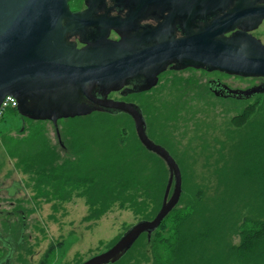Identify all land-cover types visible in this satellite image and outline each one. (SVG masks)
Returning a JSON list of instances; mask_svg holds the SVG:
<instances>
[{
	"label": "rangeland",
	"instance_id": "1",
	"mask_svg": "<svg viewBox=\"0 0 264 264\" xmlns=\"http://www.w3.org/2000/svg\"><path fill=\"white\" fill-rule=\"evenodd\" d=\"M194 75L199 78L195 72L168 74L162 87L150 94L154 105H146L148 114L145 116L149 136L170 148L176 159L182 172L183 191L201 186L208 190V196L213 197L218 194L214 189L217 187L215 174L221 173L219 170L226 162L232 166L236 164L233 158L238 148L231 144L240 143L241 139L237 137L249 128L245 124L236 126L234 119L258 101L260 104L256 109L264 111V97L241 104L217 100L205 93L202 84L197 87L191 83ZM212 75L207 76L208 79L217 76ZM223 79L227 84L243 89L256 80ZM192 88L205 94L198 97ZM162 92L165 94L161 102L159 99L155 102L153 98H160ZM105 120L104 114H92L83 120L59 122L58 129L64 144L61 147L52 123L28 120L23 125L17 109L6 111L0 120V184L3 183L5 188L14 182L20 184L14 199L6 198L5 193L0 194V233L5 237L12 234L13 240L14 252L9 264H40L51 248H54L52 253L57 258L52 260V264H82L108 251L129 227L154 217L149 215L152 205L142 214L115 205L103 217L88 221L91 212L86 199L77 195L79 190L67 201L38 195V175L35 170H26L23 156L34 159L44 154L48 161L53 157L56 166L78 160L79 150L83 147L88 148V152L91 150L87 155L99 160L113 138L122 144L125 155L129 154L130 141L137 138L132 120L125 115ZM137 146L142 149L140 157L147 168L146 173L167 174L168 180L166 165ZM10 202L14 203V208ZM17 209L23 211L25 219V231L19 244L15 241L20 238L21 221L20 217L12 216ZM235 242H239L238 238ZM8 252L6 244L0 243V261Z\"/></svg>",
	"mask_w": 264,
	"mask_h": 264
},
{
	"label": "water",
	"instance_id": "2",
	"mask_svg": "<svg viewBox=\"0 0 264 264\" xmlns=\"http://www.w3.org/2000/svg\"><path fill=\"white\" fill-rule=\"evenodd\" d=\"M230 1L194 0L193 5L206 17L216 9L224 10ZM149 3L168 6L172 16L179 15L185 6L181 0ZM82 16L70 12L68 0H0V109L11 97L21 117L52 122L56 129L60 120L91 116L98 107L120 111L133 119L141 145L166 162L171 174L156 217L131 226L111 249L82 263L114 264L143 235L150 240L178 206L183 193L182 174L171 155L149 139L146 122L133 105L96 99L92 90L99 87L106 96L125 85L133 69L150 61L161 66L189 61L208 71L264 78V45L248 34L264 20V7L254 0H238L233 11L197 33H185L183 40H176L170 32L154 38L156 45L145 53H135L127 40L109 41L108 29L103 27L100 38L87 48L79 50L66 43L68 33L80 31L76 23ZM237 27L240 31L227 36ZM113 28L118 29L115 25ZM256 91L264 95V85ZM81 96L92 106L81 103Z\"/></svg>",
	"mask_w": 264,
	"mask_h": 264
},
{
	"label": "trees",
	"instance_id": "3",
	"mask_svg": "<svg viewBox=\"0 0 264 264\" xmlns=\"http://www.w3.org/2000/svg\"><path fill=\"white\" fill-rule=\"evenodd\" d=\"M258 103L234 119L236 126L249 128L237 137L240 143L231 144L238 148L236 164L226 162L215 174L218 194L210 197L201 186L184 190L180 203L152 238L143 235L114 264H264V111L258 112ZM105 117V121L115 118ZM78 119L86 117L74 120ZM116 142L109 140L110 147L99 160L81 146L73 162L55 166L54 158L48 161L44 154L34 159L23 156L25 167L38 175V195L67 201L79 190L77 195L86 199L91 212L88 221L103 217L115 205L137 214L152 205L153 220L163 204L167 174L146 173L138 137L130 141L127 155ZM53 251L40 264H52L57 259Z\"/></svg>",
	"mask_w": 264,
	"mask_h": 264
},
{
	"label": "flooded vegetation",
	"instance_id": "4",
	"mask_svg": "<svg viewBox=\"0 0 264 264\" xmlns=\"http://www.w3.org/2000/svg\"><path fill=\"white\" fill-rule=\"evenodd\" d=\"M149 1L150 0H68L70 12L72 14H83V16L76 23L80 31L68 33L66 35V43L75 45L79 50L87 48L89 45L96 43L100 38L101 31H103L101 28L103 27L104 30L108 29L106 31L109 32V41L119 43L122 40H127L128 44L131 43L133 46L135 53H145L148 49H152V47L156 45V41L153 40L154 38H161L163 34L170 32L176 40H183L186 37L185 33L191 34L199 32L200 29H204L206 26L214 23L217 19L233 11L238 4V0L230 1L224 10L216 9L214 13L203 17L200 14V7L194 8V0H181L185 2L183 10L180 11L179 15L172 16V12L169 10L168 6L162 4H160V6H153ZM254 1H257L258 6L264 7V0ZM114 25L118 29L113 28ZM253 26V23L249 25L250 28ZM239 29L240 28L237 27L234 31L227 34V36H230L233 32L240 31ZM248 34L264 45V20L257 27L253 28V30L248 31ZM195 66L194 63L189 61L172 63L169 66H161L159 64L152 65V61L149 63L145 62L139 68L131 71L127 83L118 90L111 91L104 96L105 90L100 91L99 87H95L92 90V95L96 99H106L115 104L133 105L136 112L140 113L146 122L149 139L156 145L164 148L177 163L170 148L165 145L163 146V144L158 143L149 136V127L145 116L148 114L146 105L148 103L154 105V102L149 97L150 94L154 93L158 87H162V83L168 74H183L186 72L198 73L199 78H197L196 75L192 76L191 83L196 84L197 87H199V84H202L205 93L210 94L217 100L232 101L241 104L262 97V95H258L256 89L264 85V78H254L256 79L255 83L251 86H247L245 89L236 88L235 86L227 84L223 78L234 77L245 79L246 77L230 75L221 71H208L202 68H196ZM212 74L217 76L208 79L207 76H214ZM176 78H178V76H176ZM193 90V93H196L198 97H200L201 93H204L203 91L196 89ZM164 94L165 92L160 93V98L156 96L153 100L157 102V99H159V102H161ZM81 103L92 106V103L88 98L83 96H81ZM98 108L99 110L95 111L93 114H104L114 117L125 115L129 117L134 124L133 119L125 113L107 108ZM14 109H17V107ZM28 120L29 119L27 118L21 117V124L25 125ZM61 121L63 120H60L59 122ZM59 122L57 123L58 125ZM53 126L60 146L64 147L59 129L57 128V130L54 124ZM144 150L163 162L168 169V173L171 174L166 162L162 158L145 148ZM19 190L20 184L18 182H14L9 188H5L3 183L0 184V194L5 193L6 198L8 199H14V197L18 195ZM171 194L172 192L170 193L169 198L171 197ZM10 205L14 208L13 202H10ZM12 216L16 218L17 216L20 217V238L15 241L16 244H19L23 239L25 231L23 211L21 209L14 210ZM8 233H10V230ZM11 236L9 234V236L5 237L0 233V243L4 242L9 249L8 255L4 260L0 261V264H9V259L14 252Z\"/></svg>",
	"mask_w": 264,
	"mask_h": 264
},
{
	"label": "built area",
	"instance_id": "5",
	"mask_svg": "<svg viewBox=\"0 0 264 264\" xmlns=\"http://www.w3.org/2000/svg\"><path fill=\"white\" fill-rule=\"evenodd\" d=\"M16 107H17V102L13 98L11 97L6 98L0 109V118L4 116L5 112L8 109L16 108Z\"/></svg>",
	"mask_w": 264,
	"mask_h": 264
}]
</instances>
